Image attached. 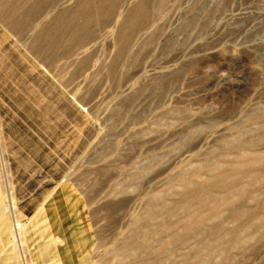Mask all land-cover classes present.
Masks as SVG:
<instances>
[{"label":"rangeland","instance_id":"rangeland-1","mask_svg":"<svg viewBox=\"0 0 264 264\" xmlns=\"http://www.w3.org/2000/svg\"><path fill=\"white\" fill-rule=\"evenodd\" d=\"M117 1L59 19L55 38L53 17L81 0L0 3V146L21 225L14 242L0 161V264H264V0H147L137 23L139 0ZM32 2L49 4L21 33L2 6ZM240 162V221L222 220L230 204L156 250L185 185Z\"/></svg>","mask_w":264,"mask_h":264},{"label":"bare ground","instance_id":"bare-ground-1","mask_svg":"<svg viewBox=\"0 0 264 264\" xmlns=\"http://www.w3.org/2000/svg\"><path fill=\"white\" fill-rule=\"evenodd\" d=\"M1 2H2V0H0V3ZM81 2H82V4H81L82 7H78L77 6L78 7L77 9H74V10L72 9L73 11L67 12L68 15H70V19H69L70 22H73V20H75L76 17L83 18L85 21L87 19H89V20L91 19L90 16H89V14H90L89 12L90 11L88 12V7H90L89 3L92 2V0H81ZM116 2H118V1L117 0H93V4L91 6L92 7L94 6L95 8H97L98 12L104 13L103 11L106 10L108 14L109 13L111 14V13L114 12L113 9L116 7ZM23 3L26 4L25 2H23ZM32 3L33 4H31V6L26 7L28 9V12H30V14H28L27 16H25V15L21 16V10H26V9H23L22 7L16 6V4L15 5H13V4L6 5V3H5V5L2 6L3 9H10V11L19 12L18 18L16 17L18 19V21H16L15 24H13V26H20V27L23 26V28L21 30H19L17 28L18 31L21 32V33H22L23 29H26V28H28L31 25L30 21L34 20V19L32 20L33 15H35L36 13L42 12L43 9H45L48 6V4H49L48 3V4L45 5V3H44V4L40 5L39 3H34V2H32ZM84 4L86 6H84ZM104 7H110L112 9L108 8V9L104 10ZM146 7H147V0H139L138 4L136 6L137 11L136 12L133 11L134 13L132 15V19H134V20H132V22L135 21V23H137L136 20H135V18H136L135 15L137 14L138 16H142L144 11H146ZM11 8L13 10H11ZM69 9H70V7H69ZM62 12L66 13V11L64 9H63ZM91 17L93 19L94 16L92 15ZM22 18H25V19L22 20ZM128 24H126V25H128ZM126 25H124V26H126ZM48 28L49 27H47L46 30L43 32V36H46V35H48V33H50V30H48ZM47 30H48V32H47ZM46 32H47V34H46ZM51 37H53V35ZM34 41H36V40H34ZM43 41H44V39H43ZM36 42H38V41H36ZM47 42H49V41H47ZM37 44L32 41V45H33V48L35 50H38L39 47H41L40 45L38 47ZM45 44L46 43H44V45ZM40 49L38 51L39 52L38 54L42 55L41 52H40ZM44 52H45V50H44ZM42 53H43V51H42ZM3 152H4V149L1 148V146H0V161L2 162V174H3V177H4V187H5V189H4V197L6 199L7 191L10 190L12 186H11V183H10V180H9V176H7L9 172L7 171V168H6V165H5V155H4ZM260 158H261V156H260ZM262 162H264V161L262 160ZM233 165H234L233 166L234 167V171L220 170L221 166L220 167H214L213 166L214 168L211 167V169L208 171L206 176H204V177L201 176L200 177V181H195L194 180V181L189 182L188 185H185V189L186 190H185L184 195H183L184 199L181 200L182 203L178 204V209H181L183 211L186 210L184 218H181V220L179 219L175 223H173L171 221H167V219L165 220V219L162 218V221H161L163 223L162 226H161V223H159L158 227L156 228V230L152 232V236H154L153 238L156 239V244L158 245L156 247V250H158L159 247H160L159 242L161 244L163 243L162 242V238H163V235H164V231L169 233L168 238L170 239V242L175 243V240H176L175 238H176V235L178 234V231L176 230L177 227H179L180 231H182V230L183 231L184 230H192L191 227L194 224V222L200 221V219H202L203 217H206V214L214 213L219 208L227 209V206H229L230 204L233 205L234 207L233 208H228L226 212L224 211V213H221V216H223L222 220L227 219L228 215L230 214V217H231L230 220H233V221L237 220L238 222L240 221L242 215L244 214V212H246V211L243 210V208L246 206V203L245 202H241V203L238 202L236 204L234 202L236 200H238L239 197H242L245 194V192H244L245 190L243 191V187H242V185L240 183H236L235 182V177L240 175L239 173H241V170L239 171V169H240V166H242L243 164L240 162V163H234ZM260 179H262V178H260ZM9 196H10V194H9ZM257 196H258V194L252 195L251 199H255ZM194 199H195V201H193ZM262 199H263V197H262ZM6 200L8 202L6 204V207L8 209V212H9L8 214H9V216L11 218V221H12V225H11L12 228L11 229H13V241H14V240H17L20 237L21 230H17V229H19L21 227V225H19V223H18V219L16 218L15 210H13L12 206L10 205L11 198H9L7 196ZM188 205H191V206H188ZM211 219H214V216ZM244 223H246V222H244ZM211 225H207V227L202 228V227H204L206 225L204 223H201V225L198 227V229H201V230H204V231H206V230L208 231L209 229H215V228L217 229V228H219L220 232H218V233H221V230H225L226 231L225 228L218 227L219 225H217V226H211ZM242 225H244V224L242 223ZM132 233L137 235V233H135V232H132ZM195 234L197 235L199 233H195ZM209 234L211 235V233H209ZM136 235L134 237H132L133 240L135 239ZM186 235H187V233H186ZM185 240H186V238H185ZM126 242H128V241H126ZM123 244H125V243H123ZM144 247L145 248L149 247L148 241L144 243ZM148 253L150 254L149 251H148Z\"/></svg>","mask_w":264,"mask_h":264},{"label":"crops","instance_id":"crops-1","mask_svg":"<svg viewBox=\"0 0 264 264\" xmlns=\"http://www.w3.org/2000/svg\"><path fill=\"white\" fill-rule=\"evenodd\" d=\"M62 14L63 15H61V17H59V18H57L56 17V19L53 17V23H52V25H53V27L52 28H50L49 30H50V32H51V34L53 35V38H55L56 37V35L57 36H60V34H61V32H60V30L59 29H56V24H57V22L59 21V19H61L60 20V22H58L59 23V25H63V26H68V27H74V25H75V20H73V22H70L69 21V19H70V15H68V13H63L62 12ZM51 26V25H50ZM74 29V32H77V27H75V28H73ZM75 37V36H74ZM37 52L39 51V49L38 50H36ZM5 198V197H4ZM4 202H3V197L1 196V193H0V235L2 234V231H4V227H3V223H4V219H5V215H4V213L2 212V208H4V204H3ZM7 229H8V227H7Z\"/></svg>","mask_w":264,"mask_h":264}]
</instances>
